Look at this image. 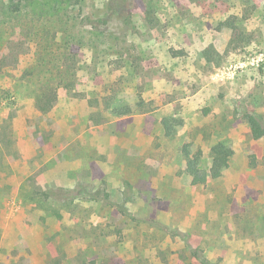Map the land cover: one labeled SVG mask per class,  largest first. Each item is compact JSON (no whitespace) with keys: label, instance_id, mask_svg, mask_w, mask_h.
Returning <instances> with one entry per match:
<instances>
[{"label":"rangeland","instance_id":"374dc122","mask_svg":"<svg viewBox=\"0 0 264 264\" xmlns=\"http://www.w3.org/2000/svg\"><path fill=\"white\" fill-rule=\"evenodd\" d=\"M0 264H264V0H0Z\"/></svg>","mask_w":264,"mask_h":264},{"label":"trees","instance_id":"16d2710c","mask_svg":"<svg viewBox=\"0 0 264 264\" xmlns=\"http://www.w3.org/2000/svg\"><path fill=\"white\" fill-rule=\"evenodd\" d=\"M49 102L50 98L47 94L41 92L40 98L35 97V105L40 111H44L45 108L42 104V99ZM142 103L139 102L134 105V107H141ZM116 117L128 116L133 113V108L130 106H122L117 109ZM142 113V112H141ZM248 123L250 124V130L252 136L257 139L262 135V129L259 126L258 120L254 116L248 117ZM164 129L167 135L171 134L169 130L171 128L170 124L164 121ZM185 155V173L191 178L192 182L195 184H204L208 178L216 179L220 177L223 169L227 168L228 161L232 156V150L223 144H217L210 149L211 162L207 170L201 169L197 165V158L190 156L187 150H184Z\"/></svg>","mask_w":264,"mask_h":264}]
</instances>
